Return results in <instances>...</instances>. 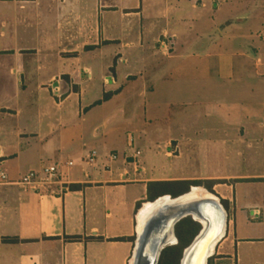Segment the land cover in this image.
Listing matches in <instances>:
<instances>
[{
    "label": "crops",
    "instance_id": "crops-1",
    "mask_svg": "<svg viewBox=\"0 0 264 264\" xmlns=\"http://www.w3.org/2000/svg\"><path fill=\"white\" fill-rule=\"evenodd\" d=\"M262 1L0 0V264H130L164 181L226 203L208 264H264Z\"/></svg>",
    "mask_w": 264,
    "mask_h": 264
},
{
    "label": "water",
    "instance_id": "water-1",
    "mask_svg": "<svg viewBox=\"0 0 264 264\" xmlns=\"http://www.w3.org/2000/svg\"><path fill=\"white\" fill-rule=\"evenodd\" d=\"M192 189L176 197L165 198L151 210L142 225L137 224L136 240L130 264H158L162 251L178 243L176 224L191 217L201 225L199 232L183 250L179 264H208L216 244L227 229L228 214L221 200L209 192L201 197H190Z\"/></svg>",
    "mask_w": 264,
    "mask_h": 264
},
{
    "label": "trees",
    "instance_id": "trees-1",
    "mask_svg": "<svg viewBox=\"0 0 264 264\" xmlns=\"http://www.w3.org/2000/svg\"><path fill=\"white\" fill-rule=\"evenodd\" d=\"M199 184L200 182L198 181L152 182L148 184L147 199L152 202L158 197L167 194L176 197L188 192L191 185ZM222 203L227 207L223 200ZM200 228L201 225L191 217H186L179 221L175 226L178 243L168 246L162 251L158 264H179L184 248L190 244Z\"/></svg>",
    "mask_w": 264,
    "mask_h": 264
},
{
    "label": "built area",
    "instance_id": "built-area-1",
    "mask_svg": "<svg viewBox=\"0 0 264 264\" xmlns=\"http://www.w3.org/2000/svg\"><path fill=\"white\" fill-rule=\"evenodd\" d=\"M139 151H136L133 156V162L136 163ZM118 156L115 153H110L108 159L111 161L117 160ZM97 159V153L95 150H91L87 156L88 163H95ZM61 165L70 167L73 165L71 160H67L64 163H41L39 167L29 169L25 174L21 176L16 183L20 188L29 190L32 192H42L48 190L52 185H61V190L66 191V182L62 181L63 174L61 172ZM11 183L6 172L0 169V185Z\"/></svg>",
    "mask_w": 264,
    "mask_h": 264
},
{
    "label": "bare ground",
    "instance_id": "bare-ground-1",
    "mask_svg": "<svg viewBox=\"0 0 264 264\" xmlns=\"http://www.w3.org/2000/svg\"><path fill=\"white\" fill-rule=\"evenodd\" d=\"M208 194H209V192H207L206 190L199 188V187H194V188H192V191L188 196L196 198V197H201V196H205ZM164 200H165V198H161L156 203L147 202L145 205H143L142 208L138 212V224L141 226L144 219L148 215V213L151 210H153L155 206L164 202Z\"/></svg>",
    "mask_w": 264,
    "mask_h": 264
},
{
    "label": "rangeland",
    "instance_id": "rangeland-1",
    "mask_svg": "<svg viewBox=\"0 0 264 264\" xmlns=\"http://www.w3.org/2000/svg\"><path fill=\"white\" fill-rule=\"evenodd\" d=\"M262 1V0H261ZM262 3L264 4V0L262 1ZM261 9H262V11L264 12V7H263V5L261 6ZM264 17V16H263ZM262 25H264V18H262ZM263 30V29H262ZM264 31V30H263ZM116 152H113V153H115V154H117V156L118 155H120V152L118 151V150H115ZM224 205V204H223ZM208 263H209V261H208Z\"/></svg>",
    "mask_w": 264,
    "mask_h": 264
}]
</instances>
